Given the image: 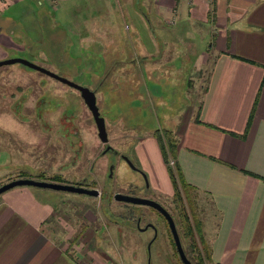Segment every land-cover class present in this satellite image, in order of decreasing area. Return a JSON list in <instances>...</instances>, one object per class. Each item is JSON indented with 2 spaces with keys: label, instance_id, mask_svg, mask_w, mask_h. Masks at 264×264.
<instances>
[{
  "label": "rangeland",
  "instance_id": "1",
  "mask_svg": "<svg viewBox=\"0 0 264 264\" xmlns=\"http://www.w3.org/2000/svg\"><path fill=\"white\" fill-rule=\"evenodd\" d=\"M31 1L21 0L0 11L2 31L18 46L0 48L6 52L7 58L26 59L75 83L98 91L96 93L98 107L105 119L109 142L119 153L125 155L133 166L118 158L115 162L114 176L105 178L108 172L106 158L98 160L96 168L94 167L96 153L102 144L97 136L92 115L85 108L78 92L45 73L20 63H13L0 66V185L19 178V174L34 179H50L52 173L56 171L55 163H62L64 159L62 154L58 153L57 147L54 149L50 147L52 149L49 151L50 154L48 149L43 153L45 148L41 149V152L35 148L42 142L41 131L44 130L37 127L36 122L30 117L33 113L32 103L34 104L37 97L43 100L41 109H36L37 113L45 105L56 108L46 114L56 126L57 141H61L58 136L61 137L65 130L58 125L61 114L63 113V117L67 115V121L75 119L73 126L80 131L82 135L80 141L87 149L83 173L91 178L97 175L99 188L103 182V189L108 194L122 192L162 203L174 218L188 258L196 262L197 249L192 250L190 247L191 241L185 236L183 224L181 228V220L176 210L179 208L180 211L183 204L187 207V201L185 198L180 202L177 198V206L174 199L168 198L172 195L174 187L163 160L157 135L165 139L168 132L175 133L176 122L181 116L186 117L197 103L207 69L197 70L192 56L187 58L181 54L172 62H168L170 60H167L169 57L167 52L159 58L160 60L155 61L156 66L152 69L151 80L148 71L145 72L146 80L140 79L141 76L137 77L140 72L138 66H133L130 62V53L142 51L143 45L160 52L163 45L169 48L168 39L174 51L180 49L182 45L179 40L182 34L172 31L173 25L147 22L144 17V22H139L137 17H134L131 11L133 8L139 11L138 0H134V3L130 0H108L109 2L104 0L98 4V8L104 13L99 22L89 20L82 22L89 4L82 6L80 11L79 4L76 3L72 12H67L63 16L65 19L57 20L54 18L57 13L51 5L40 6L35 3L34 6ZM3 2L4 0H0V3ZM11 17L13 20L9 19ZM92 24L98 27L96 29H99L98 32L102 36L96 38L94 42H83L82 31L89 29ZM104 32L109 34L105 35ZM135 34L139 37L137 42ZM199 34L200 32L196 34L192 31L188 37L192 38L194 49L197 48L200 52L205 46L204 39ZM111 37L114 39L113 43ZM91 38L94 39L95 36ZM117 60L126 63L123 73L117 70L123 65L117 64L116 67ZM29 88L32 90L31 94L23 98L20 95L21 100L17 102L26 106L21 108L19 114L14 113L10 107L11 102L20 97L18 95L20 91L25 92ZM57 105L59 106L56 107ZM65 142L68 143L69 140L66 139ZM64 146L66 145L63 144ZM149 161L153 165L148 164ZM171 161L172 158L169 156V162ZM170 165L173 166L171 163ZM39 167L40 170L37 169ZM65 168L68 169L62 171L63 180L74 182L77 179L75 170L70 166ZM41 172L43 176L40 175ZM156 182L161 185V189L156 188ZM62 194L75 198L85 196L69 192ZM189 194L195 202L197 218L204 222L212 220L209 199L201 193ZM83 202L79 203L80 206L76 203V210H72L71 207L68 210H57L55 221L52 222L55 226L53 234L57 240L65 237L64 243L68 245L67 241L81 231L79 224L84 220L81 214L86 209L85 204H88L100 215L98 216L102 222H109L106 213L110 212L113 214V220L119 223V226L110 224L103 235L98 233L95 239V244L102 252L106 250L112 254L114 262L106 264H183L172 246L160 214L155 209L148 205L127 204L107 197L102 202L90 198ZM125 213L132 216L124 218ZM134 218L140 219L141 227L148 221L157 223L159 226L157 236L152 239L153 230L150 228L138 229L131 220ZM80 238V248L87 250L83 253L92 252L94 242L87 243V233L82 234ZM195 240L200 247L198 235L195 236ZM111 246L113 247L109 248ZM205 264L209 262L205 261Z\"/></svg>",
  "mask_w": 264,
  "mask_h": 264
},
{
  "label": "crops",
  "instance_id": "2",
  "mask_svg": "<svg viewBox=\"0 0 264 264\" xmlns=\"http://www.w3.org/2000/svg\"><path fill=\"white\" fill-rule=\"evenodd\" d=\"M18 1L4 0L0 11ZM103 1L31 3L51 5L57 20L65 19L63 16L72 12L76 3L80 11L89 4L82 22H99L104 13L98 4ZM138 5L139 11L133 8L131 13L139 22L145 19L173 25L172 31L182 34V45L174 51L168 39L169 48L163 45L160 52L143 45L142 51L130 53V62L140 72L137 77L146 80L148 71L151 80L154 63L167 52L168 62L181 54L192 56L197 70L207 69L197 103L186 117L179 118L172 132L176 139L172 164H177L180 179L189 185V191L205 195L211 203L212 220L200 219L210 249L208 262L264 264V0H138ZM96 27L92 24L82 31L83 42H94L102 36ZM192 31L200 32L207 41L203 40L205 47L200 52L188 37ZM2 46L18 47L0 27ZM6 57L0 48V60ZM115 64H123L117 70L125 71V61L117 60ZM148 164L153 165L150 161ZM155 186L162 188L159 183ZM60 204L62 210H68L66 201ZM54 206L48 189L18 186L0 195V264L114 262L109 251L102 252L95 244L99 230L87 239L89 244L94 242L89 260L83 259L85 253L79 241L73 248L64 243L65 237L57 240L52 225L57 213ZM83 213L94 226H99L95 223L98 219L102 222L97 212Z\"/></svg>",
  "mask_w": 264,
  "mask_h": 264
},
{
  "label": "flooded vegetation",
  "instance_id": "3",
  "mask_svg": "<svg viewBox=\"0 0 264 264\" xmlns=\"http://www.w3.org/2000/svg\"><path fill=\"white\" fill-rule=\"evenodd\" d=\"M31 91H32L31 88H29L28 90H25V92L22 90V91L19 92L20 94H18V95L19 96L22 95V98H23V96L27 97V95L31 94ZM76 91L80 95L79 91L78 90H76ZM97 92L98 91H95V93H97ZM19 100H21V96L19 98L17 97V100H13L11 102V104H10V107L13 109L14 113H18V114L20 113L21 108L26 106L25 104L23 105V104L17 103ZM81 100H82L85 108L88 110V108L85 105V103H84L82 98H81ZM96 103H97V106H98L97 97H96ZM41 104H43V100L36 97L35 101H34V104L32 103L33 113L30 116L33 119V121L36 122L35 125L37 127H39V128L41 127V128L44 129V130L42 129L43 131H41L42 132V135H41L42 139L40 141H42V142H39L35 146V148H37L40 152H41V149L45 148V149H43L44 150L43 153H44V152L47 151V149H48V152L50 150H52L50 147H52L53 149H54V147L55 148L57 147L58 148V153H61L64 159H63L62 163H55L56 164V171L52 173V175L50 176V179H44V178L42 179L41 178V179H37V180H46V181L55 182V183L71 184V185H75V186H82V187L89 188V189H97L99 191V194L97 196H90V195H86V194L74 193V194H77V195H85V196H82V197H76L75 198V196L73 197V196H67V195L62 194V193H65L66 191H57V190H53V189H48L51 192V194H52V199H53L54 204H55V206H54L55 211L57 212V210H60L61 209L60 208V206H61L60 203L61 202H65V201L68 204V209L71 207L72 210H76V207H77L76 203L79 204V203H82V201H87L88 198H90V199L98 198V200L100 202H102V200L104 198H106V197L110 198V199H114V194L115 193L108 194V192H105L104 189H103V182H102V184H100L101 188H99V186H98L99 184L97 182L98 181L97 175H96V177H92L91 178L89 176H86L83 173L82 168L84 166H86L85 165V161L87 160V152H86L87 149H86L85 146L82 145V143L80 141V139L82 138V135H81L80 131H78L75 126H73L74 125L73 121L75 119L67 121V119H68L67 115H64V117H63V113L61 114L60 121H58V125L60 124L61 128H64L65 130L63 131L61 137L58 136V138L61 139V141L59 142V141L56 140L57 136H55L56 135L55 134L56 126L47 117L48 115L46 114V113H51L56 108L55 107L53 108L52 106L49 107L48 105H45V107L41 111H39L41 109L40 108ZM58 106L59 105H57L56 107H58ZM38 108H39V110H38V113H37L36 109H38ZM99 111H100V109H99ZM100 114H101V112H100ZM25 116H28V115H25ZM26 118H29V116L26 117ZM72 118H73V116H72ZM31 123H33V122H31ZM106 131H107V127H106ZM107 136H108V132H107ZM37 139L39 141V136H37ZM66 139L69 140L68 143L65 142ZM76 143H79V144L75 145ZM63 144H65L66 146L63 147ZM101 144L102 145H101L99 151L96 153V156H95L94 167L96 168L98 160L106 158V163H107L106 166H107V171L108 172L106 173L105 178H108V177L111 178L112 176H114L115 162L118 160V158L120 160H122L123 162H126V163H128V159H127V157L125 155H123L122 153H119V151L110 144L109 138H108L107 142H101ZM50 153L51 152H49V154ZM67 154H68V157H67ZM68 166H70L71 168L73 167V169L75 170L74 174L77 176V179L74 182H69L66 179L63 180L62 171L63 170H67L68 168L66 169L65 167H68ZM37 169L40 170L41 167H39ZM40 175L43 176V172H41ZM146 179H147V177H146ZM146 179H145V182H146V185H148ZM104 180H106V179H104ZM69 193H71V192H69ZM119 193H122V192H119ZM123 194H126V193H123ZM83 197H85V198H83ZM166 197H168V196H166ZM63 198H65V201H62ZM168 198L174 199L176 201V205L178 204V202H177L178 196L175 194V189H174L172 195H170ZM124 203H126V202H124ZM130 204H132V203H130ZM160 204L167 210V208L162 203H160ZM85 207H86V209L84 211L87 210L88 212L93 213L92 215H95L94 211L92 210V208H90V206L88 204H85ZM100 208L102 210V205H100ZM176 210H178V214H179V217H180V220H181V213L179 211V208H177ZM156 211H157L158 214H160L161 221L164 223V225L167 228V231H168V233L170 235V238H171L172 246L175 249V252L177 254L178 252L176 250V246H175L174 240L172 238V234H171V231L169 229L168 222H167L166 218L164 217V215L161 212H159L158 210H156ZM129 213H131V212H129ZM129 213L123 214L124 215L123 217L128 219V217L132 216L131 214L129 215ZM106 214H107L109 222H107V223L103 222L102 223L98 219V221L95 222V223L96 224L98 223L99 226H94L92 224V222H88V219H86L84 213H82L81 215L84 218V220H82L80 222V224H79V227H80L81 231L79 233H77L75 237H71L67 241L69 246L75 248L76 245L78 244L77 242L81 240L80 236H82V234L87 233L88 238L90 239L91 236L94 234V232L98 231V230L100 231L101 235H103L104 230L108 229L110 224H112L113 226H119V223L116 222L115 220H113V216H112L113 214L112 213L109 212V213H106ZM74 215H76V213H74ZM118 216H120L122 218L121 215H118ZM110 219H112V221ZM131 220H132V222L135 223V226H137V228L140 229V230L142 228H144V227H146V229H148V228L152 229L153 230V238L152 239H154L157 236V232H159V228H158L159 226L157 225V223H154L152 221H148L147 224L144 227H141L140 224H139V220H140L139 218H137V219L134 218V219H131ZM138 224H139V227H138ZM175 226H176V230H177V233H178L179 229L177 228L176 223H175ZM181 228H182V220H181ZM178 235H179V233H178ZM179 238H180V236H179ZM180 240H181V238H180ZM87 243H89V242H87ZM84 251H87V250L84 249ZM88 255H89L88 252H87V254L85 253V255H83V259L84 260H89V256Z\"/></svg>",
  "mask_w": 264,
  "mask_h": 264
},
{
  "label": "water",
  "instance_id": "4",
  "mask_svg": "<svg viewBox=\"0 0 264 264\" xmlns=\"http://www.w3.org/2000/svg\"><path fill=\"white\" fill-rule=\"evenodd\" d=\"M13 63H20L26 67L37 70L42 73H45L46 75L52 78H55L58 81L66 84L67 86H70L78 90L81 98L83 99L85 105L87 106L88 110L90 111L92 115V118L94 120L96 129H97L98 138L101 140V142H107L108 136H107V131H106L105 119L100 114L99 108L97 106L95 91L89 89L88 87L82 86L78 83H75L65 77H62L26 59L14 57V58H5V59L0 60V66L13 64ZM128 164H130L131 166L133 165L129 160H128ZM18 186H31V187L43 188V189H53L57 191H66V192H71V193L86 194L90 196H97L99 194V191L97 189H89V188H85L82 186H75L71 184L49 182L46 180H37L31 177H19V178L12 179L0 185V195L6 192L7 190L12 189L14 187H18ZM114 199L120 202L148 205L158 210L159 212H161L168 222V226L171 231L172 238L174 240L176 250L178 252L180 260L182 261L183 264H194L185 253V250L183 248V245L177 233L175 222H174L172 215L159 202L152 200V199L143 198L139 196H132V195L123 194L119 192L114 194ZM138 227H139V224H138ZM145 229L146 227L142 228L141 230H145Z\"/></svg>",
  "mask_w": 264,
  "mask_h": 264
},
{
  "label": "trees",
  "instance_id": "5",
  "mask_svg": "<svg viewBox=\"0 0 264 264\" xmlns=\"http://www.w3.org/2000/svg\"><path fill=\"white\" fill-rule=\"evenodd\" d=\"M171 134V132L165 134V139H162L160 135H157V141L160 145L163 160L167 166V171L174 186L175 194L178 196V200L180 202H182L185 198L187 201L188 210L184 204L180 208L181 220L184 226L185 236H187L191 241L190 247L192 248V250L197 249L196 262H193L190 258L189 259L194 264H205V261H209L210 259V249L208 243L204 238V235L202 234V223L201 220L197 218L195 202L191 199V196L189 194V185L181 181L177 164L174 162L173 166H171L168 163L169 156L174 159L176 149V139ZM166 151L168 153H166ZM19 175L20 177L24 176L23 174ZM197 235L199 238L200 247H198V244L195 240V236Z\"/></svg>",
  "mask_w": 264,
  "mask_h": 264
},
{
  "label": "built area",
  "instance_id": "6",
  "mask_svg": "<svg viewBox=\"0 0 264 264\" xmlns=\"http://www.w3.org/2000/svg\"><path fill=\"white\" fill-rule=\"evenodd\" d=\"M171 164L173 163V161L170 162Z\"/></svg>",
  "mask_w": 264,
  "mask_h": 264
}]
</instances>
